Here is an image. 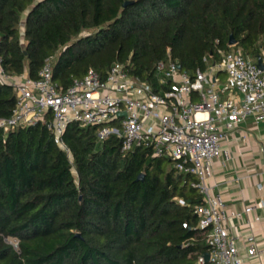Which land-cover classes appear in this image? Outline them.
<instances>
[{
  "label": "trees",
  "instance_id": "1",
  "mask_svg": "<svg viewBox=\"0 0 264 264\" xmlns=\"http://www.w3.org/2000/svg\"><path fill=\"white\" fill-rule=\"evenodd\" d=\"M232 48L264 56V0H0L6 72L35 80L52 59L61 90L120 62L158 91L168 54L193 74ZM15 102L0 84V118ZM64 140L71 158L45 125L0 131V264H199L210 246L194 176L114 135L100 143L96 126L72 122Z\"/></svg>",
  "mask_w": 264,
  "mask_h": 264
},
{
  "label": "built area",
  "instance_id": "2",
  "mask_svg": "<svg viewBox=\"0 0 264 264\" xmlns=\"http://www.w3.org/2000/svg\"><path fill=\"white\" fill-rule=\"evenodd\" d=\"M218 53V63L193 74L183 71L168 54L155 69L158 91L130 74L127 65L120 62L111 66L105 79L89 69L84 77L61 90L53 81L52 59L34 80L26 74L7 73L0 57V84L11 85L16 94L11 115L0 118V131L6 135L45 125L71 158L64 134L75 122L82 127L96 126L100 143L114 135L126 152L145 148L155 157L170 159L179 174L197 179L193 186L202 195L203 204L195 208V215L198 228L208 232L209 263L244 264L236 238L227 226L241 213L227 212L223 196L210 179L213 161L222 154L226 132L234 131L249 118L264 120V71L240 48L219 49ZM220 72L227 76L223 85L218 80ZM122 112L125 116L120 115ZM179 203L185 204L182 199ZM263 206V202L249 205L243 212L248 214ZM247 243L250 256L260 255L253 236ZM198 263H207L204 255Z\"/></svg>",
  "mask_w": 264,
  "mask_h": 264
},
{
  "label": "crops",
  "instance_id": "3",
  "mask_svg": "<svg viewBox=\"0 0 264 264\" xmlns=\"http://www.w3.org/2000/svg\"><path fill=\"white\" fill-rule=\"evenodd\" d=\"M223 85L224 72L218 74ZM211 184L217 185L227 205V212L241 213L227 223L229 232L236 238L244 264H264V206L246 214L245 207L264 203V120L249 118L234 131L226 132L222 140V154L213 161ZM262 187V188H260ZM253 236L258 256H250L247 238Z\"/></svg>",
  "mask_w": 264,
  "mask_h": 264
},
{
  "label": "water",
  "instance_id": "4",
  "mask_svg": "<svg viewBox=\"0 0 264 264\" xmlns=\"http://www.w3.org/2000/svg\"><path fill=\"white\" fill-rule=\"evenodd\" d=\"M130 3H131V2H126V3L124 4V6H127V5H129ZM229 45H230V46H234V45H236V41L234 40V36H233V35L230 36ZM257 66H258L262 71H264V63L262 62V58H261V57H260V58L258 59V61H257ZM120 115H121V116H125V112L120 113ZM138 180L143 181V180H144V174H140V176L138 177ZM204 258H205L206 262L209 263L210 253H209V252H206V253L204 254Z\"/></svg>",
  "mask_w": 264,
  "mask_h": 264
},
{
  "label": "rangeland",
  "instance_id": "5",
  "mask_svg": "<svg viewBox=\"0 0 264 264\" xmlns=\"http://www.w3.org/2000/svg\"><path fill=\"white\" fill-rule=\"evenodd\" d=\"M23 33H24V28H22V30H21V34L22 35H23ZM8 242L10 244H13L14 246H16V244H17V241L15 239H13V238L8 239Z\"/></svg>",
  "mask_w": 264,
  "mask_h": 264
}]
</instances>
